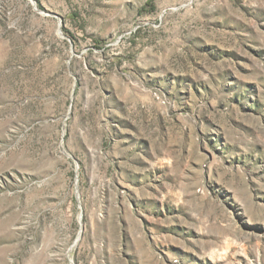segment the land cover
<instances>
[{"label": "rangeland", "instance_id": "374dc122", "mask_svg": "<svg viewBox=\"0 0 264 264\" xmlns=\"http://www.w3.org/2000/svg\"><path fill=\"white\" fill-rule=\"evenodd\" d=\"M0 264H264V0H0Z\"/></svg>", "mask_w": 264, "mask_h": 264}]
</instances>
